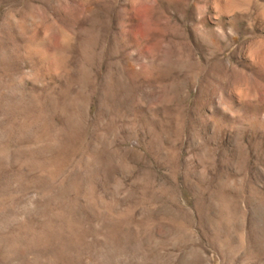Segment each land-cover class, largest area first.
Here are the masks:
<instances>
[{
    "label": "rangeland",
    "instance_id": "374dc122",
    "mask_svg": "<svg viewBox=\"0 0 264 264\" xmlns=\"http://www.w3.org/2000/svg\"><path fill=\"white\" fill-rule=\"evenodd\" d=\"M0 264H264V0H0Z\"/></svg>",
    "mask_w": 264,
    "mask_h": 264
}]
</instances>
